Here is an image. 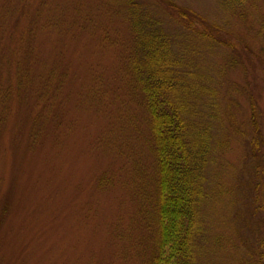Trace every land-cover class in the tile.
Masks as SVG:
<instances>
[{
  "label": "rangeland",
  "instance_id": "1",
  "mask_svg": "<svg viewBox=\"0 0 264 264\" xmlns=\"http://www.w3.org/2000/svg\"><path fill=\"white\" fill-rule=\"evenodd\" d=\"M143 1L210 90L200 264H264V0ZM169 1L227 44L190 38ZM133 46L121 0H0V264H151L158 162Z\"/></svg>",
  "mask_w": 264,
  "mask_h": 264
},
{
  "label": "trees",
  "instance_id": "2",
  "mask_svg": "<svg viewBox=\"0 0 264 264\" xmlns=\"http://www.w3.org/2000/svg\"><path fill=\"white\" fill-rule=\"evenodd\" d=\"M121 1L134 33L129 75L149 112L158 162V237L151 264H200L206 235L203 208L210 198L206 181L212 137L209 127H202L197 119V100L210 90L199 83L201 74L197 77L187 69L191 45L175 49L174 39L143 0ZM229 1L238 5L247 0ZM168 7L185 23L190 38L193 31L203 42L227 44L218 25L208 24L197 12L172 1Z\"/></svg>",
  "mask_w": 264,
  "mask_h": 264
}]
</instances>
